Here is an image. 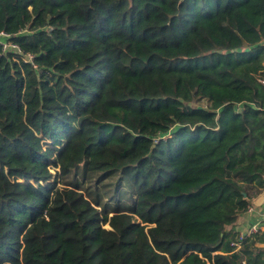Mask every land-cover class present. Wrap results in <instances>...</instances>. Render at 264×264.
<instances>
[{
    "label": "trees",
    "instance_id": "16d2710c",
    "mask_svg": "<svg viewBox=\"0 0 264 264\" xmlns=\"http://www.w3.org/2000/svg\"><path fill=\"white\" fill-rule=\"evenodd\" d=\"M0 31L37 65L0 45V264H264V229L232 244L264 0H0Z\"/></svg>",
    "mask_w": 264,
    "mask_h": 264
},
{
    "label": "crops",
    "instance_id": "0c3cea01",
    "mask_svg": "<svg viewBox=\"0 0 264 264\" xmlns=\"http://www.w3.org/2000/svg\"><path fill=\"white\" fill-rule=\"evenodd\" d=\"M251 208L242 214L232 227L236 233L246 232L252 224L257 222L261 224V229H264V189L252 197Z\"/></svg>",
    "mask_w": 264,
    "mask_h": 264
},
{
    "label": "built area",
    "instance_id": "2783aa9c",
    "mask_svg": "<svg viewBox=\"0 0 264 264\" xmlns=\"http://www.w3.org/2000/svg\"><path fill=\"white\" fill-rule=\"evenodd\" d=\"M9 36L10 35L8 33L4 31H0V45H2L3 50L12 49L16 51L18 54L22 55L25 60L30 61L33 64V66L36 68L37 65L34 63V56L30 53H26V54L23 53L19 45L14 44L7 40ZM260 81L264 83V77H260ZM251 209L252 208L250 206L248 210H251ZM261 227H262L261 224H259L258 222L252 224L246 232L239 233L238 240L233 242L232 244L235 246L236 249L240 248L241 242L243 241V239H245L246 236L248 235L258 232L261 229Z\"/></svg>",
    "mask_w": 264,
    "mask_h": 264
},
{
    "label": "rangeland",
    "instance_id": "374dc122",
    "mask_svg": "<svg viewBox=\"0 0 264 264\" xmlns=\"http://www.w3.org/2000/svg\"><path fill=\"white\" fill-rule=\"evenodd\" d=\"M94 183H95V181H94ZM88 184H89V183H87L86 186H88ZM93 186H94V184H93ZM93 186H92V187H93ZM95 186H96V185H95ZM95 186H94V187H95ZM124 187H125V189H127V185L124 186ZM98 188L100 189V191H101L104 195H106L104 192H105V191H108V189H109V185H108V189L105 190V191H104V189L102 188V184H99V185H98ZM101 189H102V190H101ZM112 189H113V188H112ZM132 193H133V191H132ZM132 193L130 192V195H132ZM127 196H128V195H127ZM127 196H126V198H127ZM129 199H131V198L128 197V201H127L126 205L130 207V206H131V201H129ZM105 201H109V202H111L112 204H115V202H116L115 198H112V196H111L110 194L106 195V197H105Z\"/></svg>",
    "mask_w": 264,
    "mask_h": 264
}]
</instances>
